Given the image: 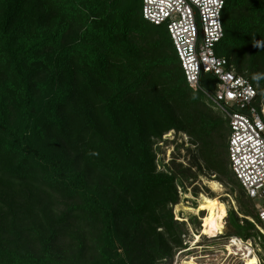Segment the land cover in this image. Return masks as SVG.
I'll return each instance as SVG.
<instances>
[{"label": "trees", "instance_id": "obj_1", "mask_svg": "<svg viewBox=\"0 0 264 264\" xmlns=\"http://www.w3.org/2000/svg\"><path fill=\"white\" fill-rule=\"evenodd\" d=\"M226 1L218 54L264 101V0ZM142 10L143 0H0V264H68L49 245L73 220L99 232L98 257L84 264H135L139 238L151 261L175 264L190 243L172 209L176 177L158 173L153 152L172 131L197 137L203 161L232 181L228 121L182 117L204 95L189 86L167 28ZM202 85L217 82L205 75ZM88 172L115 197L92 188ZM248 224L246 240L261 227ZM24 229L41 249L20 244Z\"/></svg>", "mask_w": 264, "mask_h": 264}, {"label": "built area", "instance_id": "obj_2", "mask_svg": "<svg viewBox=\"0 0 264 264\" xmlns=\"http://www.w3.org/2000/svg\"><path fill=\"white\" fill-rule=\"evenodd\" d=\"M226 5V0H143L142 12L150 24L167 28L189 86L224 112L230 128L231 170L248 198L261 201L255 207L264 230V101L257 88L236 72L230 60L218 54V47L225 40ZM205 75L217 82L214 91L203 87ZM218 247L228 258L247 264L246 259L258 255V264H263L262 250L251 239L232 237ZM218 247L190 244L179 252L175 264L183 261L185 253L203 248L206 251L202 254L210 259ZM190 257L198 260L197 254L184 259Z\"/></svg>", "mask_w": 264, "mask_h": 264}, {"label": "rangeland", "instance_id": "obj_3", "mask_svg": "<svg viewBox=\"0 0 264 264\" xmlns=\"http://www.w3.org/2000/svg\"><path fill=\"white\" fill-rule=\"evenodd\" d=\"M139 44L141 45V43ZM222 46L223 45L221 44L218 47V53L222 52ZM141 51H146V48L141 46ZM224 55L227 56V53L225 52ZM262 71L264 72V68ZM244 75L248 77L250 72L245 71ZM204 114L209 116L212 114L215 116L217 115L225 120L224 112L213 103H210L205 96L199 105L191 103L182 105V117L194 115L200 117L203 121ZM197 139V137L196 139H193L185 132L172 131L166 134L162 140L156 141L154 145L153 152L156 156L158 173L173 175L177 180L176 188L182 206L180 212H177V206L172 208L174 217L177 223L181 224L183 230L188 233L187 241L194 246L197 243H200V245L207 247H218V245L226 243V238L231 237H241V239L246 240L245 237L248 234L247 232L249 229L248 221L252 224L256 221L261 225L255 207L256 204L260 205L261 201H252L246 197L241 190L239 183L234 178L230 167L228 171L232 181L226 180L221 174L211 170L207 163L201 158L199 144L195 142ZM91 173L88 172L87 174L90 186L92 188H97L99 191L108 192L109 196L113 198L114 194L110 191L108 185L102 182L97 175ZM211 182L218 183L222 192L213 191L209 184ZM202 196L221 198V201L226 205V213H230V210H232L238 218L240 217L238 220H235L234 217H230L229 215L225 220V240L219 238L220 236L201 237L204 226L203 218L204 216H208L210 209L209 207H206L200 211ZM60 209L62 211L64 210L63 207ZM243 219H247L248 221H244ZM251 219L255 221L253 222ZM26 223L27 221H24V226ZM253 227L254 230L249 231L252 235L250 239L262 250L260 258L263 260L264 264V233H262L254 224ZM97 233L99 234V232H96L91 228L86 221L73 220L69 225H65L62 228L60 234H57L55 240H53L54 242L52 241L51 245H49L53 258L68 264H84L95 260L98 257ZM19 234L23 237V243H20L22 246L30 247V244L40 246L39 243L35 242L26 243L27 241H30L32 237L31 233L27 230L24 229L23 231H20ZM121 234L133 237L135 236V231L132 228H126L122 225ZM199 236L201 237L200 241H198ZM42 246L43 244L38 249H41ZM133 248L136 249V252H134V254L132 253V257L135 258V264H174L172 256L168 258L167 261H151L153 257L146 244L144 245V243H141L140 238L133 242ZM175 251L176 249L174 248L172 255L175 254ZM204 251H206L204 248L201 251H196L198 260H194L197 264H244L241 260L225 256L221 247L216 248L214 251L215 256L210 259L205 258V254H202ZM209 252L211 253V251ZM192 258L194 257L187 259L181 258L183 261L180 263L193 260Z\"/></svg>", "mask_w": 264, "mask_h": 264}, {"label": "bare ground", "instance_id": "obj_4", "mask_svg": "<svg viewBox=\"0 0 264 264\" xmlns=\"http://www.w3.org/2000/svg\"><path fill=\"white\" fill-rule=\"evenodd\" d=\"M209 184L213 191L222 192L221 187L220 185H218V183L211 182ZM181 206L182 204L177 206V212H180ZM206 207L207 208L209 207L210 209H209L208 216L203 218L204 226L202 229L201 237L203 236H209V237L224 236L226 232V224L224 222V216L226 215L225 213L227 211L226 205L221 201V198L202 196L200 211ZM251 221L253 220L251 219ZM258 228L261 230L262 233H264V230L260 226H258ZM201 237L200 236L198 237V241L201 240ZM234 238L236 239L237 237H234ZM246 260H247L246 261L247 264H258L260 259L258 255H255ZM179 264H197V263L193 259V260L182 262Z\"/></svg>", "mask_w": 264, "mask_h": 264}]
</instances>
